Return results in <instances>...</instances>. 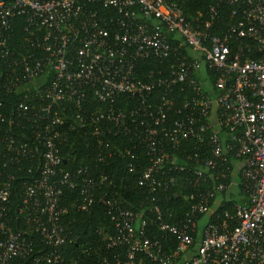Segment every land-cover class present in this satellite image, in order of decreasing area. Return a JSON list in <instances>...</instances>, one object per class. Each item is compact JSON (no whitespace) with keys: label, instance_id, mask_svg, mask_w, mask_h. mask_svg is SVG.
Here are the masks:
<instances>
[{"label":"built area","instance_id":"obj_1","mask_svg":"<svg viewBox=\"0 0 264 264\" xmlns=\"http://www.w3.org/2000/svg\"><path fill=\"white\" fill-rule=\"evenodd\" d=\"M214 1L210 22L194 28L170 0H0V142L7 164L34 163L18 205L10 207L15 177L0 184V264H64L73 241L63 225L69 212L65 190L78 195L70 208L101 222L93 259L85 264H264V0H246V23L223 37L212 32L218 8L239 0ZM112 9L119 16H111ZM19 23L21 49L13 46ZM232 40H242L236 51ZM243 40L256 43L258 59L245 57L252 47L246 43L244 49ZM147 60L158 67L142 76L140 64ZM177 88L195 97L174 111ZM13 95L23 100L8 120L5 100ZM119 97L137 102L130 124L142 128L137 142L118 152L130 160L126 170L137 174L136 150L143 145L149 164L138 186L150 194L170 188L177 182L173 174L188 171L174 151L211 134L212 158L196 156L194 187L200 193L191 197L197 202L186 223H167L157 199L149 208H126L127 200L110 190L106 168L62 169L64 150L79 138L107 166L114 155L107 123L131 133L126 110L107 109ZM171 114L179 116L172 125ZM8 125H22L23 132L16 137ZM231 159L246 204L221 215V197L232 192L235 179L225 184V175L214 172ZM13 212L21 230L13 225ZM82 263L81 257L73 262Z\"/></svg>","mask_w":264,"mask_h":264},{"label":"trees","instance_id":"obj_2","mask_svg":"<svg viewBox=\"0 0 264 264\" xmlns=\"http://www.w3.org/2000/svg\"><path fill=\"white\" fill-rule=\"evenodd\" d=\"M172 2L177 3L184 11L186 19L191 22L194 28L198 25H204L210 22V7L216 4L214 0H170ZM246 0H239V3L229 5L226 3H221L219 6L220 18L217 19L214 23L213 34H218L223 37L228 34L229 30L233 26H238L241 22H245L244 12L247 7L245 5ZM111 16H119L116 9H112ZM236 12L237 16L233 17L232 14ZM24 41V33L22 30V25L19 23L15 41L13 46L17 49H21ZM231 48L236 51L241 45V41L232 40ZM244 49L245 44H249L252 48L251 51L245 49V57H248L251 60H256L260 57L258 53V48L256 43H252V41L243 40ZM248 41V42H247ZM175 58H172L169 65ZM158 64L154 60H147L140 64L139 71L142 76L147 75L150 71L156 70ZM166 67V66H165ZM164 67V68H165ZM5 67L4 64L0 61V72H4ZM168 72V71H167ZM165 71V73H167ZM162 93L158 94L160 97ZM172 97L175 100V108L174 111L180 109L182 107L183 100L188 99L192 100L195 95L194 93H190L185 96L183 93H180V89L177 88L174 93H172ZM23 100L20 96L13 95L8 96L5 100L6 105V115L8 120H11L16 109V105ZM137 106V102L126 101L124 97H119L116 101L107 104V109L113 108L116 112L120 110H126L128 113L129 122L132 120L130 117V112L134 107ZM17 117V116H16ZM16 117L13 118L16 121ZM170 125L173 124L175 120L179 118L174 114H171ZM24 125V124H23ZM131 133L126 135L122 133L121 126L114 125L113 123H107V144L111 146V150L114 153L113 157L109 159L107 166L103 167L101 164H98L94 156H90L88 154V149L86 145L89 141L85 138H79L78 140H74L71 144L64 150L63 154L65 156V163L62 165V169L65 171H73L78 166H90L93 169H102L106 168L107 174L111 177V182L113 186L111 187V191L113 193L121 194L126 200L125 204L126 208L129 209H137L140 207L142 203H146V208L151 207L150 200L157 199L158 206L161 208L164 219L169 224H184L187 222L188 214L191 213L192 205L194 202L191 197L192 195L198 196L200 191L194 187V183L196 181V176L193 174L199 167L197 157L200 160H207L212 158V146L209 143L210 133L205 135V141L202 143L197 142H187L183 143L176 151H174L175 155L179 158L183 165L188 168V171L184 173H175L174 177L177 178V182L168 189H159V192L156 194H150L148 190L141 188L138 186V182L140 177L143 174L144 169L149 164V158L145 156L146 150L143 145H139L136 150L137 154L141 157V163L138 168L137 174H131L126 170V165L130 162L129 159H122L119 155V150L129 149L131 148L130 142L133 140L137 142L135 137L136 134H139L142 126L140 123L136 125H131ZM171 127V126H170ZM7 129H11L12 134L14 136L19 137L22 131V125L18 126H10L8 125ZM130 135V136H129ZM28 138V136H23ZM135 143V142H132ZM131 143V144H132ZM197 156V157H196ZM7 153L5 149V145L0 142V184L7 180V177L14 176L15 188L13 192V196L10 200V207L18 205L21 199V195L24 191L25 182L30 178L27 170L29 167L34 165L33 162L24 161L21 165L17 167V165L12 166L11 164H7ZM170 165H165V171L167 174V178L169 179L171 173L169 172ZM233 162H228L227 164L220 165L219 168L214 172L217 175H225L224 179H221L220 182L225 184H230L235 177L232 173ZM170 174V175H169ZM36 176V173L35 175ZM209 187H213L212 181L210 182ZM64 206L69 208L68 215L65 216L63 225L65 226L67 233L72 241L69 243L64 252L65 262L64 264H73L74 261L78 258H82L84 263H90L93 259L90 251L91 247L95 246L98 243L99 237L97 234V229L101 225V222L98 219V216H90L87 214H83L77 212L70 208L71 203L78 198L77 192L75 191H64ZM225 197V194H223ZM225 200V199H224ZM232 203L227 200L222 202V207L219 209L218 214L223 215L225 210H232ZM9 216L13 219V225L17 230H21L23 228L21 219H18L16 213L13 212L9 214ZM29 237L32 238L34 242H37L40 245V238L36 234L33 233L31 229H29ZM172 238V236H170ZM173 242L176 241V238L173 237ZM96 247V246H95ZM87 250L86 253L83 254V251Z\"/></svg>","mask_w":264,"mask_h":264},{"label":"crops","instance_id":"obj_3","mask_svg":"<svg viewBox=\"0 0 264 264\" xmlns=\"http://www.w3.org/2000/svg\"><path fill=\"white\" fill-rule=\"evenodd\" d=\"M233 170H234V163H233ZM235 187L233 188L232 192H230V194H225V197H223L222 195V200L225 201L227 200L228 202H231L233 207L236 205H245L246 204V199L243 196V194H241V190L243 189L242 185H239V181H237V179L235 178L234 181ZM225 199V200H224ZM215 208V206H214Z\"/></svg>","mask_w":264,"mask_h":264}]
</instances>
